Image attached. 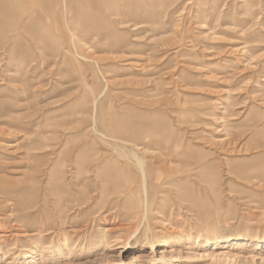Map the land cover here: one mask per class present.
I'll return each mask as SVG.
<instances>
[{
  "label": "rangeland",
  "instance_id": "rangeland-1",
  "mask_svg": "<svg viewBox=\"0 0 264 264\" xmlns=\"http://www.w3.org/2000/svg\"><path fill=\"white\" fill-rule=\"evenodd\" d=\"M8 18L0 264H264V0Z\"/></svg>",
  "mask_w": 264,
  "mask_h": 264
},
{
  "label": "bare ground",
  "instance_id": "bare-ground-1",
  "mask_svg": "<svg viewBox=\"0 0 264 264\" xmlns=\"http://www.w3.org/2000/svg\"><path fill=\"white\" fill-rule=\"evenodd\" d=\"M17 0H0V35L2 34V31H3V29L5 28V19H7L8 18V10H9V4L11 3V2H16ZM8 19H10L11 20V18H8ZM227 147V146H226ZM224 150V149H223ZM138 160V163H137V165L139 164L140 165V168L142 169V170H144V165H145V162H144V160H142V159H137ZM135 162H137V161H135ZM138 165V166H139ZM141 170V171H142ZM143 176V175H142ZM144 176H146V175H144ZM143 184V183H142ZM143 186V185H142ZM144 193V192H143ZM145 196V195H144ZM145 198V197H144ZM145 201V200H144ZM145 203V202H144ZM217 258V255H216V253H214L213 255H212V259H216Z\"/></svg>",
  "mask_w": 264,
  "mask_h": 264
}]
</instances>
